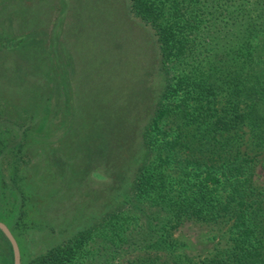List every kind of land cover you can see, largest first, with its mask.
I'll list each match as a JSON object with an SVG mask.
<instances>
[{"label": "rangeland", "instance_id": "374dc122", "mask_svg": "<svg viewBox=\"0 0 264 264\" xmlns=\"http://www.w3.org/2000/svg\"><path fill=\"white\" fill-rule=\"evenodd\" d=\"M155 38L130 0H0V221L21 264L129 209L166 87ZM229 226L187 220L159 254L211 256L229 245ZM0 264H14L1 234Z\"/></svg>", "mask_w": 264, "mask_h": 264}, {"label": "trees", "instance_id": "16d2710c", "mask_svg": "<svg viewBox=\"0 0 264 264\" xmlns=\"http://www.w3.org/2000/svg\"><path fill=\"white\" fill-rule=\"evenodd\" d=\"M130 3L153 29L167 74L130 207L28 264H107L131 251L139 254L132 264H264V187L256 183L264 165V0ZM187 220L226 221L229 245L199 259L172 249L162 259L159 250L172 247Z\"/></svg>", "mask_w": 264, "mask_h": 264}, {"label": "water", "instance_id": "95a60500", "mask_svg": "<svg viewBox=\"0 0 264 264\" xmlns=\"http://www.w3.org/2000/svg\"><path fill=\"white\" fill-rule=\"evenodd\" d=\"M0 229L7 236V238L9 239V241H10L12 247H13L14 264H21V251H20V247H19L18 241L15 238L14 234L12 233L11 229L3 221H0Z\"/></svg>", "mask_w": 264, "mask_h": 264}, {"label": "crops", "instance_id": "0c3cea01", "mask_svg": "<svg viewBox=\"0 0 264 264\" xmlns=\"http://www.w3.org/2000/svg\"><path fill=\"white\" fill-rule=\"evenodd\" d=\"M113 20V22L115 21V22H117V24L119 23V20H115V19H112ZM135 60V59H134Z\"/></svg>", "mask_w": 264, "mask_h": 264}]
</instances>
